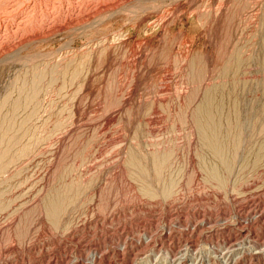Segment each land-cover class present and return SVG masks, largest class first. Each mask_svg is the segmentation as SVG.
<instances>
[{"label": "rangeland", "instance_id": "374dc122", "mask_svg": "<svg viewBox=\"0 0 264 264\" xmlns=\"http://www.w3.org/2000/svg\"><path fill=\"white\" fill-rule=\"evenodd\" d=\"M0 264H264V0H0Z\"/></svg>", "mask_w": 264, "mask_h": 264}, {"label": "bare ground", "instance_id": "6f19581e", "mask_svg": "<svg viewBox=\"0 0 264 264\" xmlns=\"http://www.w3.org/2000/svg\"><path fill=\"white\" fill-rule=\"evenodd\" d=\"M212 95V94H211ZM210 95V96H211ZM209 99V105L207 106V108L208 109H210V107H211V105H212V99L211 98H208ZM208 102V101H207ZM199 120H198V124L200 125V128L202 129V134H203V137H204V140L207 142V143H209L210 142V139H211V135L210 134H212L213 136H215L216 134H217V130H218V125L216 124V123H212V125H209V124H206V123H204L203 121H202V117H199L198 118ZM213 121H215V120H213ZM217 125V127L216 128H211V127H213V126H216ZM210 147H212V146H210ZM157 165H158V167H159V165L160 164H158L157 163ZM213 175H216L215 173H212ZM51 205V204H50ZM61 206H63L62 204H61V201L60 202H58V201H53V203H52V206H51V210H52V212H51V214H52V216L54 217V218H56L57 216H59L58 214L60 213V211H61ZM50 210V211H51ZM180 261V260H179ZM181 262V261H180ZM180 262H178V263H180Z\"/></svg>", "mask_w": 264, "mask_h": 264}]
</instances>
